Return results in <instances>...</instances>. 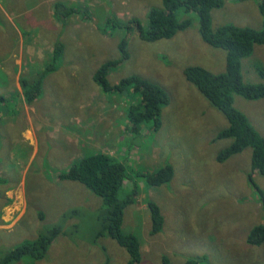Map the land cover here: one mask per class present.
Listing matches in <instances>:
<instances>
[{"label": "rangeland", "instance_id": "obj_1", "mask_svg": "<svg viewBox=\"0 0 264 264\" xmlns=\"http://www.w3.org/2000/svg\"><path fill=\"white\" fill-rule=\"evenodd\" d=\"M56 1L0 0V95L7 97L0 109L1 259L6 250L58 225L45 257L30 264H127L128 251L98 235L102 198L79 181L59 178L74 160L104 152L134 173L174 168L172 180L161 186H147L140 177L137 200L125 210V230L142 243L141 264H161L164 255L172 264L191 257L200 264H264V243L248 242L252 228L264 223L249 173L263 190L264 174L253 171L250 147L218 160L230 143L217 138L227 118L185 75L190 65L215 73L226 68L225 51L203 40L198 15L181 10V18L192 19L189 28L170 39L145 41L133 25L116 26L133 18L146 26L150 10L162 8L163 0H63L77 12L61 18L54 17ZM224 1L213 12L214 27L264 26L260 0ZM124 37L129 57L108 81L138 75L163 87L170 99L158 130L144 125L133 133L126 108L135 97L105 92L94 79L103 62L120 57ZM58 41L64 51L56 70L45 78L42 94L25 101L21 75L45 69ZM256 62L264 66V44L244 60L246 80L264 82ZM235 105L264 135V98L235 95ZM149 200L165 219L155 234Z\"/></svg>", "mask_w": 264, "mask_h": 264}, {"label": "trees", "instance_id": "obj_2", "mask_svg": "<svg viewBox=\"0 0 264 264\" xmlns=\"http://www.w3.org/2000/svg\"><path fill=\"white\" fill-rule=\"evenodd\" d=\"M224 3V0H163L162 8L155 7L150 10L146 26L133 18L128 23H121L122 25L118 23L116 28L123 26L127 30L133 25L137 28L138 36L145 41L170 39L192 24L191 17H180L181 10L187 14L195 12L199 18V30L203 40L221 48L226 54V68L222 72L215 73L201 65H190L185 69L187 79L219 107L227 118L228 125L218 132L217 138L230 139V143L220 151L218 160L225 161L250 147L253 171L264 174V135L258 131L249 116L235 105V95L247 99L264 98V82L246 80L244 74V60L253 55L257 45L264 44V26L254 28L225 23L214 27L213 12L221 8ZM72 5L57 0L54 17L72 16L77 12L76 7ZM259 10L264 16V0H260ZM119 50L120 57L103 62L97 68L94 79L105 92H120L127 97L130 95L135 97L128 101L126 108L128 127L133 133L140 134L144 125H150L154 130H158L162 125L163 106L170 99L169 94L160 85L138 75L123 78L114 85L110 84L109 73L129 57L126 37L120 41ZM63 51L62 41L56 42L45 69L21 75L20 85L25 101L30 102L42 94L44 80L56 70V63L63 57ZM255 67L264 76V66L256 62ZM6 101L7 97L0 95V109ZM130 170L125 162L115 156L94 152L74 160L67 171L59 174V178L79 181L102 198L101 228L98 235L109 236L123 246L129 253L127 264H141L142 243L134 232L125 230V210L137 200L141 190L138 183L140 177L145 180L147 186H161L172 180L174 168L171 164H165L151 173H139V171L134 173ZM252 174L253 172L249 173L250 181L258 189L259 199L264 207V190L254 182ZM148 209L152 220L151 233L161 232L165 219L160 206L157 202L149 200ZM60 230V226H54L50 231L39 234L37 238L25 240L6 250L2 254V259L0 257V264H15L23 262L25 258H29L25 264H30L33 259L37 261L44 258ZM248 242L255 245L264 243V223L252 228L248 234ZM200 262V258L191 257L184 264H200ZM161 264H172V262L167 255H164Z\"/></svg>", "mask_w": 264, "mask_h": 264}, {"label": "crops", "instance_id": "obj_3", "mask_svg": "<svg viewBox=\"0 0 264 264\" xmlns=\"http://www.w3.org/2000/svg\"><path fill=\"white\" fill-rule=\"evenodd\" d=\"M19 81H20V79H19ZM21 86V85H20ZM21 90H22V88H21ZM205 260H206V257H205Z\"/></svg>", "mask_w": 264, "mask_h": 264}]
</instances>
